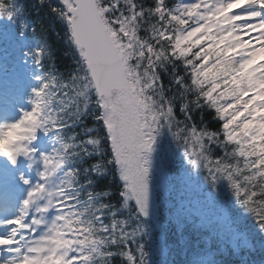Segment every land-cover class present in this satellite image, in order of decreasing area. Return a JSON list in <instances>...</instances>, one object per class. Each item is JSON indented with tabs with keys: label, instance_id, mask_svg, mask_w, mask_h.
<instances>
[{
	"label": "snow or ice",
	"instance_id": "obj_1",
	"mask_svg": "<svg viewBox=\"0 0 264 264\" xmlns=\"http://www.w3.org/2000/svg\"><path fill=\"white\" fill-rule=\"evenodd\" d=\"M40 3L74 64L58 71L47 43L29 44L37 29L16 0H0V21L16 25H0V73L19 83L30 62L40 82L31 110L0 123V264H170L165 201L186 264L264 259V0ZM197 109L216 123L198 124ZM165 130L176 151L158 163ZM100 176L115 187L97 190Z\"/></svg>",
	"mask_w": 264,
	"mask_h": 264
},
{
	"label": "trees",
	"instance_id": "obj_2",
	"mask_svg": "<svg viewBox=\"0 0 264 264\" xmlns=\"http://www.w3.org/2000/svg\"><path fill=\"white\" fill-rule=\"evenodd\" d=\"M16 4L22 9L23 20L26 21L30 27H35L37 29L34 38L38 40V43L48 44L52 56L54 57L56 69L66 74L69 71L68 68H70L69 62L74 60L71 56L69 45L63 38L64 24L50 12L48 4H41L40 0H16ZM29 35L32 36L31 33H29ZM169 69H171V66H169ZM162 75L164 76L166 83L171 82V77L168 72H163ZM174 94L175 88L170 89L169 95ZM176 103L179 104V100H177ZM203 115L205 118L201 121L200 110L197 109L193 111V118L198 124L216 123L213 110L206 111ZM85 123L88 126H92L96 122L91 116H88L85 118ZM75 130L80 132L81 137L85 135L83 125H77ZM95 159L96 157L94 156L83 157V163L81 166L86 167ZM95 181L97 190L102 189L107 183H112L113 187L116 185L115 181L111 182V177L109 176L95 177ZM220 190L223 198L227 199L228 193L226 186L222 185ZM173 207L174 205L172 208ZM172 208L161 211L159 223L168 228L169 239L173 242L172 250L169 254L170 264H186L183 242L179 234L176 233L174 227L169 223V214L172 211ZM202 235L203 233L195 232L191 227H189L186 234L187 238H192L196 241H199ZM244 259L247 260L249 264H264V259H262L259 250L252 252L250 255H246ZM217 264H237V260L236 258L229 256L227 253H217Z\"/></svg>",
	"mask_w": 264,
	"mask_h": 264
},
{
	"label": "rangeland",
	"instance_id": "obj_3",
	"mask_svg": "<svg viewBox=\"0 0 264 264\" xmlns=\"http://www.w3.org/2000/svg\"><path fill=\"white\" fill-rule=\"evenodd\" d=\"M0 74H2L3 76H4V80H3V83H5V84H7L8 82H10V83H13V84H17V83H15V82H13L12 81V79H11V77L8 75H6L5 73H0ZM25 77V76H24ZM24 79V78H23ZM28 83H29V81H27ZM32 83L35 85V86H37L38 84H37V82H35V81H32ZM34 86V87H35ZM17 87H20L21 88V86H19V85H17ZM18 91H20V89L18 90ZM18 91H17V95H18ZM29 90L27 89V92H28ZM22 92V91H21ZM23 94H25V92H23ZM18 96H20V103H22L23 104V97L24 96H22V93H20ZM43 135V133H41V136ZM38 141H40V146H41V144H43V143H45V141H46V144H45V146L43 147V149H42V151H46V150H48V151H50V149H48V141H47V139H46V137L45 138H43V139H39Z\"/></svg>",
	"mask_w": 264,
	"mask_h": 264
},
{
	"label": "bare ground",
	"instance_id": "obj_4",
	"mask_svg": "<svg viewBox=\"0 0 264 264\" xmlns=\"http://www.w3.org/2000/svg\"><path fill=\"white\" fill-rule=\"evenodd\" d=\"M1 100H3L2 97H0V101H1ZM0 109H1V107H0ZM21 109H22V108H21ZM16 110H18V109H16ZM16 112H17V113H20V111H16ZM0 113H1V115H2L1 118L3 119V114H4V113L2 112V110H0ZM3 122H4V121H3ZM0 163H2V158H0Z\"/></svg>",
	"mask_w": 264,
	"mask_h": 264
}]
</instances>
